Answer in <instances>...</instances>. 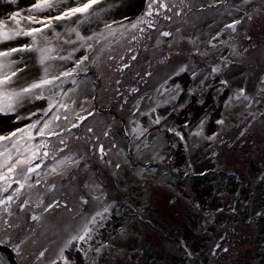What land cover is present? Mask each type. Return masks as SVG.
I'll return each instance as SVG.
<instances>
[{"label":"flooded vegetation","instance_id":"af4514ba","mask_svg":"<svg viewBox=\"0 0 264 264\" xmlns=\"http://www.w3.org/2000/svg\"><path fill=\"white\" fill-rule=\"evenodd\" d=\"M161 2L164 3V1ZM198 10L199 7L182 10L167 6L168 13L160 14L159 18L170 17L167 21L180 20L181 15ZM155 11L158 12V9L156 8ZM242 20L243 16L239 13L236 21H240V23L236 24L234 31L226 27L234 21L226 22L223 26L227 32H230L228 34L234 35ZM144 21V25L149 27L147 21ZM244 24L242 22V26ZM140 26L138 25L136 30L131 26L124 35L129 34L130 31L132 35L117 38L118 40L113 35L105 37V39L110 38L107 41L88 43L91 46L84 50L79 58L83 60V63L75 69L72 76L62 77L60 81H57L59 87L44 88L51 92L57 90V98L49 99L50 92L45 93L44 98L33 101L35 105L27 113V117L19 116L20 120L12 122L13 125L19 123L18 128H23L26 131L28 125L37 121H39L37 129L43 127L45 123H50L51 130L57 134L39 136L36 129L31 130L34 139L29 141L25 137L20 140L22 153L20 158L31 155L25 150L26 145L32 146L35 151L36 145L46 143L47 147L40 148L37 153L40 158L35 159L31 165L33 167L39 165L36 172L28 174V179L25 180L23 172L28 167L25 165L11 173L9 181L0 180V201H4L9 196L12 197L10 203H0V240L5 241L3 245H0V264H49V262H51L50 264L53 262L63 264V260L60 259L62 248L64 257L69 260L76 253L78 247H82L77 242H73V245L68 247H65V244L85 222L95 217V224H89V227L93 229V236L101 231L103 219L121 218L123 214L127 216L133 214L134 185L141 188V178L143 177V174L135 172L134 168L140 166L143 169H148L163 164L160 159H148L153 150L149 147L151 138H157L159 133L165 130L173 138V142L166 141L167 145L165 142L166 148L175 152L181 143L185 144V147L187 146L188 141L182 134L187 121L181 127L180 119L183 116L182 118L188 117V119L185 118L186 120H194L196 116L191 111V106L193 108L194 104L190 105V103L193 99L190 102L187 100L184 106L182 105L186 96L184 95L185 90H183L184 85L181 86V82L186 81L187 75L194 76V79L198 78L200 67L197 65L198 71L193 67L190 54L196 52L197 64L198 41H202L203 37L197 36V32L194 35L190 34V37H183L185 33L179 30L176 25L173 26V30L171 25L165 24L158 27L152 25L148 29ZM139 29L143 30L142 35H137ZM241 31L243 38H246L244 40L248 41L250 46L264 42L262 35L251 36L250 33L246 34L244 29ZM163 32H169L170 35L163 36L161 35ZM222 33L223 36L210 35V39L206 40L204 47H200L204 48L207 53L209 49L213 50L222 44L223 53L221 57L212 60L210 68L214 64L220 65L225 60L227 63L231 62L227 54L229 52L228 34L224 36V32ZM213 38L216 39L213 40ZM96 44L101 45L98 49L100 51L91 57L90 50L94 49ZM162 46L163 48H161ZM158 48L161 49L157 50ZM103 50H105L104 53ZM84 57L87 59H83ZM211 57L214 58L213 53ZM66 65L65 61L63 66ZM73 65L75 64L73 63ZM69 67L70 65L63 70H68ZM58 69L54 70V73ZM110 71L116 72L120 76L114 80L111 77V83L108 79L105 82L103 77ZM208 71L207 69L205 72ZM52 73L50 72L49 75ZM221 81L219 84L222 86L228 85L226 84L228 80L225 77L222 76ZM176 84L180 87L179 91L175 89ZM262 87L259 86L254 91L246 92L247 88L245 84H242L236 90L237 94L230 96L231 101L232 103L241 102L239 100H250L252 97L260 99L264 97ZM241 90L244 92L243 95H240ZM205 91L207 90L205 89ZM63 94L70 95L72 99H62ZM85 94L88 95L87 99ZM226 103V106L223 105L224 109H215L214 113L209 116L211 118L210 131L206 133L214 134L215 123L221 118L223 122L219 131L218 143L222 142L223 151L229 148L227 146L234 144L241 147L240 144L247 138L248 143L246 144L252 150V145L257 140L258 148L256 149L255 144L254 148L257 153L252 159L253 165H247V168L245 165H241L244 168L238 169L240 172H237L233 167H219L216 170L207 168L199 173L190 169V174L185 172V175L201 176L206 174L204 172L220 171L223 177V186L229 185L227 177L232 175L230 178L235 185L231 190L233 196L228 209L236 214L238 220L244 225L261 221V223L259 222L261 231L264 229L262 222L264 221V146H262L263 140H261L264 139L262 137L264 131L261 134V130L253 128L252 117L256 114L262 116V121L264 120V98L263 107L248 115L247 121L241 115H233L235 111H231L229 99H226ZM246 103L250 104L251 102ZM50 105H55V107L49 111ZM200 105H196L197 112ZM163 116H167V118L164 119ZM55 117H59V119H55ZM157 118L160 119L159 123L155 122ZM168 118H170L171 125L165 123ZM172 124H174L172 128L174 131L170 132ZM238 125H240L239 129H237ZM176 132H179L180 135H176ZM257 135L258 138H256ZM11 143L10 141L4 142L9 149H11ZM101 146L105 151L103 159L99 151ZM3 150L0 147V151ZM189 150L190 146L185 149L186 154L189 153ZM44 152H47L48 155L44 156ZM17 155L16 150L12 149L13 161ZM140 155H143L142 158H137ZM3 163L4 158L0 157V164ZM188 164L187 166L191 167V163ZM53 168L56 169L55 172L52 171ZM169 168L164 167L162 171L174 176L173 192L169 197L165 195L163 197L164 199L166 197L168 202H176L174 212L179 214L182 213L183 207L182 201L179 204L180 200H178L182 196L180 191L181 168L180 166H176V169ZM0 172L6 173L7 168H0ZM182 176L184 177V174ZM122 178L127 185L121 186L119 189L118 182ZM17 180L19 184L13 182ZM9 183L12 184V187L4 192L3 189ZM21 185L24 186L21 187ZM218 190H222V186ZM168 193L170 192L168 191ZM45 208L48 210L45 211ZM189 209L190 214L195 212V219L200 218V226L206 236L214 226V220L219 211L223 210L221 207L214 210L213 188L210 194L206 193L204 205L201 199L193 198L185 212ZM97 213L102 215H97ZM206 214L208 217L203 218ZM34 215L40 219L32 220L31 217ZM38 233L56 235L55 245L46 244L38 250L29 249L31 245L25 242L37 237ZM245 236L237 229H234L232 236L225 229L221 230L215 241L210 246H206L208 255L205 257L215 264H237L239 257H242L241 253L248 251L244 249L246 246L240 243L243 242ZM35 242L37 241L35 240ZM191 244L197 245L189 239L188 247L186 251L184 249L183 251L189 252ZM243 244L245 243L243 242ZM58 245L60 246L56 247ZM41 252L44 253L43 256L40 255ZM263 258L264 251L258 256L248 255L247 261H261Z\"/></svg>","mask_w":264,"mask_h":264},{"label":"rangeland","instance_id":"374dc122","mask_svg":"<svg viewBox=\"0 0 264 264\" xmlns=\"http://www.w3.org/2000/svg\"><path fill=\"white\" fill-rule=\"evenodd\" d=\"M161 1H164V3L171 8L177 7L178 9L188 10L189 7L193 9L199 7V10L197 12L192 11L189 14L181 15L179 18L180 20L171 19L167 21L165 18H159L160 14L168 13L167 8L161 9L159 7V2ZM34 2L35 0H0V15H4L3 17L1 16V19L12 23L9 18L16 13H20L22 16L31 15L32 13L29 12V9ZM69 2L71 3V0H69ZM123 2L129 4L126 6L122 4ZM159 2L153 6V15L147 16L146 13L148 11L149 0H117L110 8L111 20L93 27L87 25L85 28L81 25L89 23L92 17L90 19L80 17L79 20L74 17L72 20L68 21H54L56 32L60 34V38L58 40L54 33L49 34V38H52V46L59 50V55L66 56L69 52L72 53V59L66 61L67 65L65 67L70 65L68 70L77 68L76 61L80 60L81 54L84 50L89 48L88 43L94 41H107L110 39H105L107 36L110 37L114 35L115 39L118 40L117 38L132 35L131 31L129 34H124L125 31L130 30L132 24H135L141 18L147 22L151 21L152 25H156V27L163 24L171 25L173 30V26L176 25L179 30L185 33L183 37H190V34L194 35L195 32H197V36L203 37L202 41H198L197 64L196 52L190 54L193 67L196 70L197 65L200 67L198 78L194 79V76H188L184 68L187 79L185 82H181V86L184 85L183 90H185L184 95L186 96L182 101L183 106L187 100L190 102L196 94L204 95L202 96L201 107H198V112L195 104L192 108L196 118H194V120H185V118L188 119V117L184 116L185 118L180 119V124L187 121L182 134H184V138L188 141V144L186 147L185 144L182 143L180 147L177 146L178 150L182 153V157L177 158L172 149L166 148V141L173 142V138L169 136L170 134L167 133V131L164 130L160 132L157 138H151L149 147L153 150L148 159H160L163 164L152 166L148 169H143L140 166L134 168V171L143 174V177L141 178V188H137L138 185H134L133 214L128 216L123 214L121 218L103 219L101 221V231L93 235L92 240L87 243H78V245L82 247H78L76 253L69 259V264H215V262L205 257L208 255L206 246H210L223 229H225L230 236L234 234V229L246 235L243 239L245 244H243V242L240 243L245 245L246 247H244V249L248 251L241 253L242 257H239L237 264H244V262L247 261L248 255L254 257L264 251V229L260 231L259 227V222L261 223V221L244 225V223L242 224L238 220V216L228 209L229 203H231L230 199L233 196L231 190L235 185L230 178L232 175L227 177L229 185L225 184L224 186L222 185L223 177L220 171L204 172L206 174L201 176L185 175V172L190 174V169L199 173L202 172V170L205 171L207 168L216 170L219 167H233L237 172H240L238 169L244 168L241 167V165H245V168H247V165H253L252 159L257 153L254 148L255 144L256 149L258 148L257 140L252 145V150H250V146L246 144L248 143L247 138L240 144L241 147L234 144L231 145L232 147L227 146L229 148L223 151L222 142L218 143L221 118L215 123L214 134L206 132L210 131L209 122L211 118L209 116L214 113L215 109H224L223 105H227L226 99L230 100L231 111H235L233 115H241L244 117L245 121L248 120V115L257 111L258 108L263 107L264 97L260 99L252 97L250 100H239L241 102L232 103L230 96L237 94L236 90L242 84H245L247 88L246 92L254 91L259 86H263L262 88L264 89V42L250 46L248 41L244 40L246 38H243L241 31V29H244L246 34L250 33L251 36L262 35V37H264V0H247V2H245V0H159ZM63 7L64 6L61 5V8ZM97 7L104 8L101 4ZM156 8L158 12L155 11ZM239 13L243 16L241 24L237 26L239 29L234 32V35L228 34L230 32H227L223 25L226 22L231 23L232 21H236ZM50 14L56 15V12ZM37 15L44 16L49 15V13H38ZM115 15L118 16L114 18ZM98 21H100V18H98ZM242 22L245 23L244 26H242ZM106 25H110L111 27L108 28ZM138 25H141L140 27L145 29L150 28L145 26L144 23ZM12 26L14 27L15 25L13 24ZM38 26L39 25H33V27ZM71 28H75L76 32H70L69 29ZM207 32H209V34H207ZM222 32H224V36L228 34L229 52H227V54L231 62L227 63L225 60L220 65L214 64L210 68L212 60L221 57L223 53L222 44L213 48V50L209 49L207 53L204 48L200 47H204V43L208 38L210 39V35L215 34L216 36L217 34L223 36ZM77 33L79 36H91L92 39L81 41L78 39ZM121 34L124 36H120ZM134 34H136V32H134ZM142 34L143 30L139 29L137 35ZM22 37L24 40H17ZM22 37L0 43V49L12 48L16 43L21 46L24 45V43H31L29 37ZM68 39H71L74 43L72 44V48L66 52L65 50L68 47L66 41ZM215 39L216 38H213V40ZM100 46V44H96L94 49L90 50L91 57L100 51L98 50ZM161 48H163V46ZM104 52L105 50H103V53ZM24 53L25 52L17 53L18 58ZM212 53L214 54V58L211 57ZM25 55L30 57V52L25 53ZM54 55H56V53H54ZM17 56L14 54L12 59ZM203 61L205 62L203 63ZM73 63L75 65H73ZM65 67L59 68L55 73V69L50 72H53L52 75L58 74L64 71L63 69ZM207 69L209 71L205 72ZM43 76L40 74L32 76L27 79L26 83L38 80ZM119 76L120 75H117L116 72L112 73V71H110L105 74L103 80L106 82L108 79L110 81L109 83H111V77H113L114 80ZM222 76L228 80L226 83L228 85L222 86V84H219L222 82ZM175 89L179 91L180 87L176 84ZM205 89L207 91L204 92ZM223 89L225 91H222ZM38 91H40L43 98L44 94L49 92V99H55L58 96L57 90L53 92L49 89L47 91L45 89ZM180 93L181 91L179 94ZM85 98H88L87 94H85ZM62 99H72V97L63 94ZM24 100L33 102L40 99L32 96L26 97L22 101ZM249 101L251 102L250 104L246 103ZM32 107L33 106H28V104L25 106L24 104L16 107L13 112L0 113V133L2 131V125L7 124V126H9L13 121L17 119L20 120L19 115L21 113L23 116L24 114L27 115V113L32 110ZM167 116H163V118L166 119ZM252 119L254 120L253 128L261 130L262 134L264 131V120L262 121V116L255 114ZM165 123L171 125L170 118H168ZM173 125L174 124H172L169 130L170 132L173 131ZM239 128L240 125H238L237 129ZM186 131L187 134H185ZM18 137L19 134L17 138ZM262 137L264 138L263 134ZM256 138H258V135ZM261 140H263L262 146H264V139ZM189 146V153L186 154L185 149ZM142 156L143 155H140L137 158L141 159ZM188 163H191V167L187 166L189 165ZM176 166H180L181 168V175H179L182 179V181L180 180V182H182L180 183L182 196L178 200H180L179 204H181L182 201L183 207L182 213L179 214L174 212L176 202H168L166 200V197H169L173 192L175 178L173 175L170 176L168 172L162 171L164 167H174V169H176ZM182 174H184V177ZM135 180L137 179L135 178ZM124 185H127V183L124 181V178H122L118 182V188L120 189L121 186L124 187ZM221 186L222 190H218ZM212 188L214 192V210L218 207L223 208V210L219 211V214L214 220V226L209 230L206 236L203 228L200 226V218L195 219V212L190 214V209L186 212L185 210L188 205L191 204L193 198L197 200L201 199L204 205L206 193L208 192L210 194ZM224 188H226V190H224ZM168 191L170 193H168ZM163 195L166 196L165 199ZM237 207L239 208L238 205ZM206 217H208V214L203 216V218ZM245 219H247V217H245ZM262 222L264 223V221ZM189 239L197 245L191 244L189 252H184L183 249L186 251ZM35 240L37 242H35ZM56 241V235L41 233L37 235V237L35 236L33 239L27 240L25 243L31 245L29 249L38 250L46 244L49 246L51 244L55 245ZM59 246L60 245L56 247ZM96 249H100V251L97 252ZM50 263L51 262H49V264ZM55 264H57V262H55ZM245 264H264V258L261 261H247Z\"/></svg>","mask_w":264,"mask_h":264},{"label":"snow or ice","instance_id":"6c2138e0","mask_svg":"<svg viewBox=\"0 0 264 264\" xmlns=\"http://www.w3.org/2000/svg\"><path fill=\"white\" fill-rule=\"evenodd\" d=\"M159 0H149L148 3V11L146 13L147 16L153 15V6L158 3ZM247 2V0H245ZM102 3V0H35L34 4L29 9L31 15L22 16L20 13L14 14L9 20L12 23L7 22L6 20H0V43H5L16 39L17 37L26 36L31 39L30 44H25L20 47H12L8 49H0V113L5 112H13L16 107L21 104L22 100L26 97L35 96L37 99H42L43 96L40 94V91L48 86L59 87L57 85V81H60L62 77H70L72 76L75 69L64 70L58 74L49 75V68L51 64L48 62L60 59V60H71L72 53L69 52L68 55H59V50L52 46V41L49 38L50 33H54L56 38L59 40L60 34L56 32L55 22H62L72 20L74 17L79 20L80 17L84 19H90L91 17L97 16L100 11L104 9L98 8L97 6ZM61 5L64 7L61 8ZM159 7L161 9L167 8V5L163 2H159ZM170 11V9H168ZM56 12V15H51L50 13ZM38 13H49V15L40 16ZM158 14V13H157ZM19 17V18H18ZM166 19H170V17H165ZM145 23L144 19L141 18L135 24H132L133 28H136L138 24ZM149 27L152 26V22H147ZM240 23V21H234L232 24L227 25L226 27L229 29L235 30L236 24ZM15 25L14 27L12 25ZM33 25H39L38 27H33ZM106 27L110 28V25H106ZM70 32H76L75 28L69 29ZM163 36H169V32L161 33ZM78 39L81 41L91 40L92 37L88 36H79L77 33ZM66 43H74V41H66ZM90 47V45H89ZM20 52H35L39 55V63L44 67V76L38 80L32 81L30 83H24L17 85V81L14 78L18 77L20 72H23V68H17L16 65L20 61L12 59L14 54ZM56 53V55H54ZM83 59H87L84 57ZM83 63V60L76 61V67H79L80 64ZM13 85H17L13 87ZM244 92L241 90L240 95H243ZM55 105H50L49 111ZM47 114V113H45ZM55 119H59V117H55ZM81 119H84L81 117ZM156 123L160 122V119L157 118ZM39 121L32 123L27 126V131L23 128H18L15 131H11L8 134H0V147L4 150L0 151V157L4 158V163L0 164V168H7V172H0V180L5 182L11 179L10 174L17 171L18 168L27 165L26 171L23 172L24 179H28V174L36 172V169L39 165L31 166L35 159H39L40 157L37 155L40 148H46V143H41L35 146V151L32 146H25V150L31 153L30 156L25 158H20L22 155L20 151V140L25 137L27 140L31 141L34 137L31 134V130L36 129L37 135H56L54 131L51 130V124L45 123L43 127L37 129V124ZM222 123V121H221ZM76 127V125H73ZM91 131V130H90ZM174 131V130H173ZM19 135V139L17 136ZM176 135H180L179 132H176ZM5 141H10L11 149L4 144ZM63 143V141H61ZM12 149L16 150L17 158L15 161L12 159ZM101 158L103 159V155L105 154L103 146L99 149ZM44 156H47L48 153L44 152ZM53 172L56 171L55 168L52 169ZM14 183L19 184V181H13ZM24 185H21L23 187ZM12 187V184H8L7 187L3 189L4 192H7L9 188ZM12 201V197L9 196L4 201H0V203L8 204ZM27 203V202H26ZM51 207V206H49ZM48 208H45L47 211ZM107 211V209H105ZM97 215H102L101 213H97ZM32 220H39L40 217L32 216ZM89 224H95V217L92 220L85 222L78 232L71 236L69 241L65 244V247L69 245H73V242L77 243H87L92 240V231L93 229L89 227ZM5 241L0 240V245H3ZM64 249H61V259L63 260V264H69V260L67 257L63 256ZM97 252L100 249H96ZM44 255L43 252L40 254ZM55 264V262H53Z\"/></svg>","mask_w":264,"mask_h":264},{"label":"bare ground","instance_id":"6f19581e","mask_svg":"<svg viewBox=\"0 0 264 264\" xmlns=\"http://www.w3.org/2000/svg\"><path fill=\"white\" fill-rule=\"evenodd\" d=\"M112 1V2H111ZM117 0H102V3H101V5L102 6H104V10L103 11H100L99 12V15H97V16H94V17H92V20L89 22V23H87L86 25H84V24H82L81 26L83 27V28H85L87 25H90V27H93V26H96V25H98V24H102L103 22H106V21H108V20H111L110 19V15H111V10H110V8L113 6V4L116 2ZM122 4H125L126 6L129 4V3H122ZM99 6V5H98ZM125 7V6H124ZM2 13H4V12H2ZM4 16V15H0V20H3V19H1L2 17ZM112 16H114V15H112ZM111 16V17H112ZM118 15H115V17L114 18H116ZM98 18H100V21H98ZM114 20V19H113ZM52 39V38H51ZM63 39V38H62ZM17 40H24L23 39V37L21 38V39H17ZM67 41H71V39H68ZM21 44H23V43H21ZM25 44H27V43H24V45ZM72 44L73 43H68V47L66 48V52H67V50H69L70 48H72ZM19 46H21L20 44H15V46L14 47H19ZM25 53H27V52H25ZM25 53L24 54H21L20 56H19V58H22V59H19L18 58V56H17V53L15 54L17 57L16 58H14L15 60H18V61H20L19 63H17V65H16V67L17 68H23L24 69V71L23 72H20L19 74H18V77L17 78H14V79H16V81H17V85H19V84H24V83H26V81H27V79L28 78H30V77H32V76H35V75H37V74H40V75H44V67L45 66H42L40 63H39V57H38V54L37 53H35V52H30V57L29 56H26L25 55ZM26 57V58H25ZM49 64H51V67L49 68V73H50V71H53L54 69L56 70V69H58V68H60V67H62L63 65H64V60H60V59H56V60H54V64H53V61H50V62H48ZM60 65V66H59ZM56 66H59V67H57V68H54V67H56ZM17 85H13V87H15V86H17ZM202 96H204V95H200V94H197L196 96H194V98H193V101L190 103V105L192 104H195V105H200L201 104V102H202ZM25 104V106H27V104H28V106H34L35 105V102H31V101H29V100H24V101H22L21 102V104L20 105H18V106H21V105H24ZM17 106V107H18ZM191 111H192V106H191ZM193 112V111H192ZM21 118H23V117H27L26 116V114H24V116H23V114L21 113L20 115H19ZM183 116H181V118H182ZM186 120V119H185ZM182 121H184V120H182ZM183 124H184V122H182V124H180V126L181 127H183ZM19 127V123L17 124V125H9V126H7V124L5 125H2V127H1V129H2V131H1V133L0 134H8L9 132H11V131H15L17 128ZM175 156L177 157V158H181L182 157V153H181V151L180 150H178L177 148L175 149Z\"/></svg>","mask_w":264,"mask_h":264}]
</instances>
